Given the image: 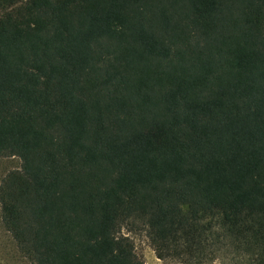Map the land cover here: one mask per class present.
Masks as SVG:
<instances>
[{
  "label": "trees",
  "instance_id": "obj_1",
  "mask_svg": "<svg viewBox=\"0 0 264 264\" xmlns=\"http://www.w3.org/2000/svg\"><path fill=\"white\" fill-rule=\"evenodd\" d=\"M0 155L33 264H264V0H0Z\"/></svg>",
  "mask_w": 264,
  "mask_h": 264
},
{
  "label": "rangeland",
  "instance_id": "obj_2",
  "mask_svg": "<svg viewBox=\"0 0 264 264\" xmlns=\"http://www.w3.org/2000/svg\"><path fill=\"white\" fill-rule=\"evenodd\" d=\"M22 160L18 156L0 155V186L4 177L12 170L21 169ZM134 241L136 251L147 264H182L176 260H164L157 256L154 246L143 229L129 230L123 228ZM231 254L218 258L210 264H231ZM0 264H33L20 251L16 240L2 221V205L0 202Z\"/></svg>",
  "mask_w": 264,
  "mask_h": 264
}]
</instances>
